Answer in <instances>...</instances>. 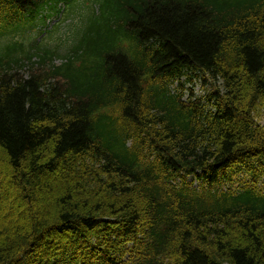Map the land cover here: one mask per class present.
<instances>
[{"label": "trees", "instance_id": "16d2710c", "mask_svg": "<svg viewBox=\"0 0 264 264\" xmlns=\"http://www.w3.org/2000/svg\"><path fill=\"white\" fill-rule=\"evenodd\" d=\"M60 1L0 0V264H264V0Z\"/></svg>", "mask_w": 264, "mask_h": 264}, {"label": "rangeland", "instance_id": "374dc122", "mask_svg": "<svg viewBox=\"0 0 264 264\" xmlns=\"http://www.w3.org/2000/svg\"><path fill=\"white\" fill-rule=\"evenodd\" d=\"M63 8H64L63 4H60L58 6V9H60L61 11L63 10ZM64 16H65V18H64ZM69 20H72V23L74 25H76L77 17H73L70 14L66 17L65 13H63V12L61 14H59L57 17L53 16V18H51L47 21V23H46L47 27H44V31H46V32L51 31L53 28H55L53 33H52V36H50V41H53L54 43L57 44L59 42L57 37H60V39L63 41H65V39H67V37H65V35L67 34V30L70 27L69 24H71V23H69ZM38 29H39V27H38ZM31 34L33 36L36 35L35 32H32ZM48 36H49V34L48 35L46 34L45 37H48ZM42 41H41V43H42ZM65 48H67V46L64 47L63 49H60L59 52L61 54H64L66 51ZM179 82H181V83L180 84H178L176 82L172 83L170 85V90L172 91V93H174L176 91H182V90H180V85H182L183 91H185V97L184 98L189 97L190 91L188 92V90H191V92L195 95V97H204L207 94V92L209 91V87L205 86L202 83V81L199 80L198 78H193L192 82H190V83H187V81H185V79H181ZM241 178H244L243 174L234 175L233 180L235 181V184L234 185L226 184V185L222 186L221 189L224 191H227L229 188H231L232 190H237L240 187ZM188 181L192 182L193 187L199 188V186H200L199 180H194L193 178H189Z\"/></svg>", "mask_w": 264, "mask_h": 264}]
</instances>
